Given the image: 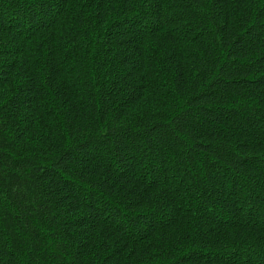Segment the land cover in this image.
Instances as JSON below:
<instances>
[{"label":"trees","instance_id":"16d2710c","mask_svg":"<svg viewBox=\"0 0 264 264\" xmlns=\"http://www.w3.org/2000/svg\"><path fill=\"white\" fill-rule=\"evenodd\" d=\"M0 264H264V0H0Z\"/></svg>","mask_w":264,"mask_h":264}]
</instances>
